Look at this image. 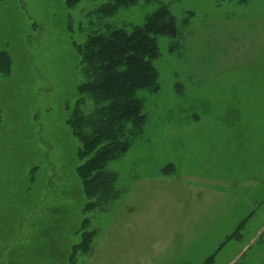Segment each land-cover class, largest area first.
Listing matches in <instances>:
<instances>
[{
    "label": "rangeland",
    "instance_id": "374dc122",
    "mask_svg": "<svg viewBox=\"0 0 264 264\" xmlns=\"http://www.w3.org/2000/svg\"><path fill=\"white\" fill-rule=\"evenodd\" d=\"M68 1L0 0V264H229L250 240L235 264H264V0H139L106 19L105 1ZM161 4L180 35L158 38L143 136L92 210L69 125L79 47Z\"/></svg>",
    "mask_w": 264,
    "mask_h": 264
},
{
    "label": "trees",
    "instance_id": "16d2710c",
    "mask_svg": "<svg viewBox=\"0 0 264 264\" xmlns=\"http://www.w3.org/2000/svg\"><path fill=\"white\" fill-rule=\"evenodd\" d=\"M81 1L69 0L67 4L71 7ZM94 1L106 2L98 11L103 19L112 18L120 9L139 2ZM239 2L246 4L249 0ZM179 35L177 19L168 6L161 4L144 25L130 29L108 27L105 32L91 35L79 47L84 82L79 87L80 99L69 125L81 145L78 159L84 162L77 174L85 197L94 201L88 208L106 209L118 198L117 175L108 165L124 156L143 136L147 116L140 93L152 94L159 90V75L154 65L160 56L158 38ZM7 64L4 61L3 68ZM89 99L92 108L85 112ZM90 238L83 237L81 245L75 247L77 253L90 248ZM213 258L206 264H212Z\"/></svg>",
    "mask_w": 264,
    "mask_h": 264
},
{
    "label": "crops",
    "instance_id": "0c3cea01",
    "mask_svg": "<svg viewBox=\"0 0 264 264\" xmlns=\"http://www.w3.org/2000/svg\"><path fill=\"white\" fill-rule=\"evenodd\" d=\"M256 235V234H255ZM251 241V240H250ZM249 241V242H250ZM247 242V241H246ZM249 242H247V243H243V242H240V244H239V241H238V246H239V248H238V251H237V253H235L234 255H232L231 256V261H230V263L229 264H235L236 262H237V260H239V256H241L242 254H245L246 252H249L248 250H249V248H250V246H248L250 243ZM225 244L226 243H224L223 245H222V247L224 248L225 247ZM222 248V249H223ZM240 254V255H239Z\"/></svg>",
    "mask_w": 264,
    "mask_h": 264
}]
</instances>
